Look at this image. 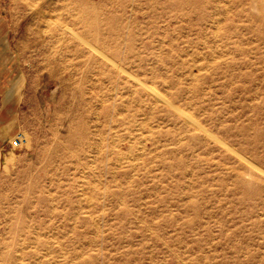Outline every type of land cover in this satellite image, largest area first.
<instances>
[{"label": "rangeland", "instance_id": "374dc122", "mask_svg": "<svg viewBox=\"0 0 264 264\" xmlns=\"http://www.w3.org/2000/svg\"><path fill=\"white\" fill-rule=\"evenodd\" d=\"M0 89V264H264V0H0Z\"/></svg>", "mask_w": 264, "mask_h": 264}, {"label": "bare ground", "instance_id": "6f19581e", "mask_svg": "<svg viewBox=\"0 0 264 264\" xmlns=\"http://www.w3.org/2000/svg\"><path fill=\"white\" fill-rule=\"evenodd\" d=\"M221 2V1H220ZM47 26V25H46ZM82 37V36H81ZM80 39V38H79ZM81 40V39H80ZM127 70V69H126ZM146 84V83H145ZM150 88V87H149ZM152 88V87H151ZM165 98H166V96H164ZM159 98V97H158ZM161 100V99H160ZM162 102L164 101V100H161ZM112 129V128H111ZM132 135V134H131ZM237 153V152H236ZM243 158V157H242ZM106 185V184H105ZM106 188V187H105ZM87 189V188H86ZM105 193V192H104Z\"/></svg>", "mask_w": 264, "mask_h": 264}, {"label": "crops", "instance_id": "0c3cea01", "mask_svg": "<svg viewBox=\"0 0 264 264\" xmlns=\"http://www.w3.org/2000/svg\"><path fill=\"white\" fill-rule=\"evenodd\" d=\"M0 92H1V89H0Z\"/></svg>", "mask_w": 264, "mask_h": 264}]
</instances>
